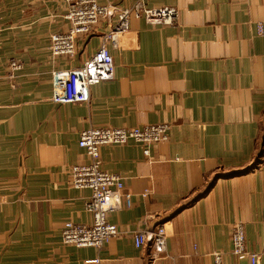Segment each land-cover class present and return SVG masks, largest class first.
<instances>
[{
    "label": "crops",
    "instance_id": "obj_1",
    "mask_svg": "<svg viewBox=\"0 0 264 264\" xmlns=\"http://www.w3.org/2000/svg\"><path fill=\"white\" fill-rule=\"evenodd\" d=\"M108 1L173 7L180 18L172 28L132 19L111 49L114 78L85 104L54 103L53 73L93 56L107 25L79 42L75 58H56L51 36L71 26L63 2L0 9V264H215V253L250 264L232 255L237 223L264 264V0ZM161 123L171 126L167 142L101 148L102 169L131 195V207L109 218L119 235L101 250L65 245L64 223L92 224V192L68 174L89 161L82 131ZM165 221L174 226L168 252L152 261L134 236Z\"/></svg>",
    "mask_w": 264,
    "mask_h": 264
},
{
    "label": "built area",
    "instance_id": "obj_2",
    "mask_svg": "<svg viewBox=\"0 0 264 264\" xmlns=\"http://www.w3.org/2000/svg\"><path fill=\"white\" fill-rule=\"evenodd\" d=\"M66 5L65 18L70 22L66 33L51 36L50 52L58 57L75 58L79 42L89 39L96 29L106 24L108 32L93 56L81 66L58 70L53 73L52 101L57 104H85L91 100L92 87L110 81L115 75L112 47H117L121 36L131 32V20L143 19L150 27H176L180 12L177 8H148L143 2L124 8L108 0H55ZM2 29L0 28V37ZM12 70H20L21 63L10 61ZM171 126L166 123L135 128H90L82 131L79 146L88 157V163L69 168V181L75 189H88L92 192L86 208L92 215V224L83 225L72 221L64 223L62 241L65 245L77 248L103 249L119 235L116 225L109 218L123 207H131V195L124 194V181L115 174L102 169L101 148L108 145L142 143L154 145L167 142ZM149 155V150L144 151ZM174 233L172 221H165L153 230L139 231L135 234L138 249H147L152 261L167 255L168 242ZM232 255L247 256L250 264H259L260 257L248 249L246 227L237 223L232 231ZM215 264H225L222 253H215Z\"/></svg>",
    "mask_w": 264,
    "mask_h": 264
},
{
    "label": "rangeland",
    "instance_id": "obj_3",
    "mask_svg": "<svg viewBox=\"0 0 264 264\" xmlns=\"http://www.w3.org/2000/svg\"><path fill=\"white\" fill-rule=\"evenodd\" d=\"M3 3L7 4L8 0H0V9L3 7V5H4Z\"/></svg>",
    "mask_w": 264,
    "mask_h": 264
}]
</instances>
